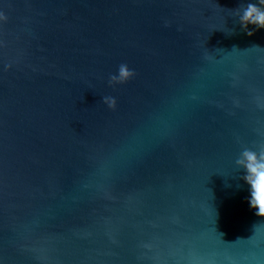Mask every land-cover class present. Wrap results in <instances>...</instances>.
I'll return each instance as SVG.
<instances>
[{
    "label": "water",
    "instance_id": "1",
    "mask_svg": "<svg viewBox=\"0 0 264 264\" xmlns=\"http://www.w3.org/2000/svg\"><path fill=\"white\" fill-rule=\"evenodd\" d=\"M247 2L0 0V264H264Z\"/></svg>",
    "mask_w": 264,
    "mask_h": 264
},
{
    "label": "clouds",
    "instance_id": "2",
    "mask_svg": "<svg viewBox=\"0 0 264 264\" xmlns=\"http://www.w3.org/2000/svg\"><path fill=\"white\" fill-rule=\"evenodd\" d=\"M236 15L248 35H253L256 30L264 28V0H248L246 4H242L236 9ZM0 19L6 21L7 17L0 13ZM249 25H254L255 28L250 29ZM232 31L234 30H230L229 34ZM254 47L261 48L259 46ZM135 75V71L130 69L127 64H121L118 74H113L110 82L112 84H122ZM103 101L111 108L116 107L117 102L114 97L105 96ZM235 164L238 169L244 171L243 179L250 185V206L258 209L257 215L264 216V143H260L257 148H243Z\"/></svg>",
    "mask_w": 264,
    "mask_h": 264
}]
</instances>
